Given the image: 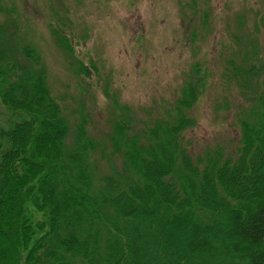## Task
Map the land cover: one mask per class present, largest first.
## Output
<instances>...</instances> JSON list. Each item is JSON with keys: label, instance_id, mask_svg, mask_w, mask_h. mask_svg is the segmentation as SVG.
Segmentation results:
<instances>
[{"label": "trees", "instance_id": "1", "mask_svg": "<svg viewBox=\"0 0 264 264\" xmlns=\"http://www.w3.org/2000/svg\"><path fill=\"white\" fill-rule=\"evenodd\" d=\"M4 33L0 24V104L12 118L0 128V264H264V77L237 118L234 152L183 144L200 64L184 72L176 116L136 132L131 115L116 118L109 150L83 125L69 142L38 56Z\"/></svg>", "mask_w": 264, "mask_h": 264}, {"label": "rangeland", "instance_id": "2", "mask_svg": "<svg viewBox=\"0 0 264 264\" xmlns=\"http://www.w3.org/2000/svg\"><path fill=\"white\" fill-rule=\"evenodd\" d=\"M0 24L14 48L38 56L70 121V143L83 125L111 150L116 118L131 115L136 132L176 116L184 72L200 64L206 79L183 111L193 122L183 144L192 155L234 152L237 118L264 77V0H0ZM15 55L24 67L31 63ZM10 120L0 104V128Z\"/></svg>", "mask_w": 264, "mask_h": 264}]
</instances>
